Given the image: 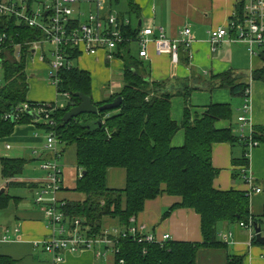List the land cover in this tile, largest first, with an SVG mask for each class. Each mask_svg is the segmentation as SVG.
Here are the masks:
<instances>
[{
  "label": "trees",
  "instance_id": "1",
  "mask_svg": "<svg viewBox=\"0 0 264 264\" xmlns=\"http://www.w3.org/2000/svg\"><path fill=\"white\" fill-rule=\"evenodd\" d=\"M124 1L128 14L137 11L134 0ZM109 2L114 6L120 0ZM242 6L243 0H240L235 17H240ZM3 32L15 43L41 37L39 30L20 25L15 18L0 16V33ZM124 32L127 36H134L136 29L128 26ZM123 47V86L108 98L93 102L100 106L121 96L123 100L117 108L99 111L96 115L82 114L67 123L62 121L65 112L80 102L75 93L91 96L90 74L72 62L69 68L60 70L61 80L57 87L59 93L70 95V103L64 109L52 112L55 127L38 122L47 132L56 133L61 148L75 146L76 165L81 176L76 177L72 190L85 195V198L81 201L65 200L63 210L68 221L76 218L89 236H98L103 231L104 218H116L120 228L125 229L131 225L132 218L143 210L147 200L161 194L178 196L180 201L172 204L162 218L178 208L193 209L200 216L203 241L138 243L131 237H119L113 246L114 264H196L201 247L225 246L217 240L218 222L239 224L240 221L247 223L251 218L261 227L264 225V204L261 215L255 217L250 213L247 191L220 190L213 185L219 173V169L212 164L213 145L222 142L233 146L238 144L242 153L239 159L233 157L232 162L247 164V141L240 138L233 126H216L220 120L231 119L232 107L229 103H211L201 116L191 118L189 95L196 88L184 83L173 87L151 80L142 64L129 56V46L125 44ZM71 56L72 60L77 57L76 54ZM256 59L260 64L252 70L251 80L264 82V50L259 51ZM26 62L24 49L18 59L3 60L0 116L17 105L38 103L27 99ZM208 85L210 88L226 87L232 95H242L249 87L248 82H241L230 72L211 75ZM176 95H181L185 104L180 123L170 115L171 99ZM32 119L26 112L20 114L16 121L0 118V140L10 136L16 125L30 123ZM180 129L184 130L183 144L172 146L171 140ZM251 138L257 145L264 143V125L254 126ZM26 162L22 158L0 157L1 175L8 180L9 188L26 185L13 180L22 173ZM116 167L125 169L126 173L125 186L121 189L106 186L107 170ZM16 199L8 190L0 193V212ZM252 240L259 244L255 238ZM14 263L11 257L0 254V264ZM226 264H243V260L241 256L229 254Z\"/></svg>",
  "mask_w": 264,
  "mask_h": 264
},
{
  "label": "crops",
  "instance_id": "2",
  "mask_svg": "<svg viewBox=\"0 0 264 264\" xmlns=\"http://www.w3.org/2000/svg\"><path fill=\"white\" fill-rule=\"evenodd\" d=\"M239 1L134 0L138 8L133 13L135 15L134 20L129 17L130 15L127 14L126 16L117 10V13L130 20L129 26L136 31L148 26L162 27L167 38H179V31L184 26L190 27L193 42L188 49L180 46L177 57L169 54L156 55L153 44H149L146 58L139 57L137 44H135L133 53H131V46H129V56L142 64L153 81L165 82L173 87H179L181 83H184L196 88L189 95L191 118H194L195 115L201 116L211 103H229L231 105V97H240L235 108L236 117L234 120L232 116L231 119L216 122V126L219 128L233 126L238 135H240V131L237 117L242 114L241 108L245 101V95H232L226 87L210 88L208 82H210L211 75L225 72L237 76L241 82H248L250 111L247 116L252 128L264 125V82L251 80L252 70L260 63L257 62L258 64L254 66L253 59L256 57L252 58L249 55L245 44L240 41H232L235 37L234 31L229 30L224 40L214 50L211 49L209 41L212 29L227 26L230 18L236 14V5ZM121 55L122 52L114 60L107 61L104 54L99 52L95 56L80 55L75 60V66L87 71L91 76V97L94 103L115 94L123 86L122 77L125 61ZM35 67H38V61L30 60L29 68L34 70ZM246 73L247 79L241 80V77ZM31 84L34 86H31L30 93L28 89L27 99L29 101L58 104L59 93L53 85L52 88H49L43 82L36 81L35 83L32 81ZM53 91L55 96L52 101L50 96ZM184 106V99L181 95L172 97L170 115L177 123L183 119ZM233 112L234 110H232V115ZM244 132L248 134L247 127L244 128ZM46 134L47 131L38 125V122H30L16 125L10 136L1 139L6 141V150L11 149L10 142L18 144L17 149L21 151L18 153L20 156L11 157L4 153L0 157L22 158L27 161L22 170L23 174L21 173L13 180L25 182V186L30 188V193L44 181V172L40 165L46 159H52V155L49 153L44 160V155L40 152L45 151ZM183 141L184 130L180 129L173 136L171 144L172 146H180ZM6 145H9V148H6ZM63 151L65 153L64 147L60 158L63 156ZM28 152L31 156L27 155ZM241 153V147L238 144L233 146L222 142L213 145L212 164L219 169L213 185L220 190L248 191L249 186L243 178L242 171L244 167H247V169L244 168L245 174L250 171L253 185L261 190L259 193L250 195V213L256 217L261 215L264 204V143H260L249 151L247 164L232 162V158L239 159ZM74 157L76 164L75 146ZM60 158L58 159L59 162L61 161ZM33 160H40L37 162L39 165L32 164ZM28 164L31 169L28 168L24 174ZM65 165L62 163L61 167L58 163L62 177L61 191L58 196L66 201H81L77 196L78 192L68 191L74 185L72 188L64 185ZM76 169V176H79L80 170H78L77 165ZM125 181V169L116 167L107 170L106 186L108 188L121 189L125 186ZM7 184L8 180L2 177L0 168V189L5 188L4 191L8 190L9 192ZM11 195L17 198L16 201L11 200L9 204V206L13 204L15 211L9 217L13 219L12 223L6 222L0 231V254L11 257L15 260L14 264H114V256H108L111 253L110 248L103 244L97 245L96 248L80 249L75 252L64 250L61 253L63 260L55 262L52 254L44 251L42 246V241L56 234L55 231L53 233L51 230L42 209L40 206H35L31 201L24 200L19 194ZM180 199L178 196L161 194L154 199L147 200L143 210L134 217L131 225L144 224L145 231L155 234L158 238L167 233L170 235L168 240L202 242L200 216L193 209L178 208L166 218H162V214ZM103 227H120V225L116 218H104ZM216 229L217 240L224 243L225 246L201 247L197 252L196 264H226L229 254L241 256L243 264H264V244L254 243L252 239L255 238V235L251 238L249 229L241 227L237 223L226 221L218 222ZM261 234L264 235L262 229ZM98 249L102 251L101 255L96 254L95 250Z\"/></svg>",
  "mask_w": 264,
  "mask_h": 264
},
{
  "label": "built area",
  "instance_id": "3",
  "mask_svg": "<svg viewBox=\"0 0 264 264\" xmlns=\"http://www.w3.org/2000/svg\"><path fill=\"white\" fill-rule=\"evenodd\" d=\"M34 1L0 0V16L15 18L18 24L41 32V37L22 43H15L6 32L0 33V71L3 69L5 58L18 59L24 49L26 61L36 60L47 64L48 79L56 89L61 80L60 70L69 68L72 61L80 55L95 56L102 52L105 60L111 61L123 52L125 44L130 46L131 43H135L138 45L139 57L148 56L149 44H153L156 55L169 54L177 57L180 46L188 49L193 42L189 26H184L179 31V38H167L162 27L149 26L139 28L134 36H127L124 29L130 25V20L119 16L110 2L106 4L104 0H40V6L36 10L32 7ZM235 16L230 18L226 27L210 31L211 49L214 50L231 30L235 33L232 41L244 43L249 55L256 57L259 51L264 50V0H243L242 13L240 17ZM72 54L77 55L74 60L70 58ZM62 94L69 104L70 95L67 92ZM244 95L242 114L237 117V120L239 136L247 141L248 157L249 151L257 146V142L251 138L252 124L247 116L250 111L248 88ZM27 109L33 110L39 117L32 119L31 122H42L55 127L51 114L62 108H59L57 103L38 102L35 105L23 103L3 113L0 118L16 121ZM246 127L248 134L244 132ZM61 146L56 133L48 131L44 148L51 153L52 159L45 160L40 165L44 172V181L37 186L38 189L33 190L36 205L42 209L53 233L56 232L55 235L42 241L44 251L52 254L55 262L63 260L61 253L64 250L75 252L80 249L96 248L101 244L110 248V252L113 253V246L119 237H131L138 243L160 244L170 239L167 233L158 238L155 234L145 231L144 224H132L125 229L103 227L100 235L89 236L78 219L68 221L63 210L65 200L58 196L62 183L61 170L58 166V159L62 152ZM6 148H9V145H6ZM244 168L247 169V167ZM244 168L243 178L249 186L248 194L259 193L261 190L253 185L250 171L245 174ZM239 226L249 229L250 237H254L255 231L251 218L247 223L240 221ZM95 252L97 255L102 254L99 249Z\"/></svg>",
  "mask_w": 264,
  "mask_h": 264
},
{
  "label": "rangeland",
  "instance_id": "4",
  "mask_svg": "<svg viewBox=\"0 0 264 264\" xmlns=\"http://www.w3.org/2000/svg\"><path fill=\"white\" fill-rule=\"evenodd\" d=\"M106 4L109 3V0H104ZM39 2H41L40 0H35L32 4V7L34 10H36L38 8L39 5ZM105 4V5H106ZM113 9L115 12H117V10L120 11V13L124 14L127 16V12H126V4H125V1L124 0H120V3L118 5H114L113 6ZM128 15H130L129 17H131L133 20L135 19V15L132 13H129ZM131 46V53L134 52V49H135V43H131L130 44ZM49 57V56H48ZM253 58V57H252ZM29 61L27 62V80H28V85H29V93H30V90H31V86H34L32 83H35L36 82H43L46 86H49V88L52 86L51 83H50V80L48 79V74H47V64L45 63H41V62H38V67H35L34 70H31L29 68ZM254 61V66L256 64H258V60L256 58L253 59ZM73 62V65L75 66V60L72 61ZM247 79V73L246 75L242 76L241 77V80H246ZM3 85V78H2V73L0 71V86ZM53 87V86H52ZM51 87V88H52ZM54 91H53V94L50 96L52 97V101L54 100ZM46 100V99H45ZM231 100V107H232V110H234L233 112V120L234 118L236 117L235 116V108H236V105L237 103L239 102L240 100V97H237V96H234V97H231L230 98ZM48 101V100H46ZM57 101H58V107L59 108H62L64 109L66 106H67V102H66V97L62 94V93H59L58 97H57ZM237 115V114H236ZM38 129V127H37ZM45 134V133H44ZM45 139H46V136H45ZM45 141V140H44ZM5 144H6V141L5 140H0V155L1 154H4V153H7L9 154L11 157H18L20 156V153L21 151H19L17 149V146L18 144H15V142L11 143V149L10 150H6L5 149ZM172 145V144H171ZM64 149H65V153L63 151V156L60 158L61 161L59 162L58 160V163L59 165L61 166V164H66L65 165V177H64V185L65 186H68L69 188H72V186L75 184V179H76V173H77V169H76V164H75V160H74V146L73 145H67V146H64ZM43 153V159L45 160V156L47 154H49L50 152L48 150L45 149V151H40ZM27 155H30V152L27 153ZM31 156V155H30ZM35 158V157H34ZM48 160V159H46ZM40 160H37V161H32V164H35L36 166H38L39 164L37 162H39ZM62 167V166H61ZM28 168H30V165L28 164L24 170V174L27 172ZM31 169V168H30ZM36 169V167H35ZM23 174V173H22ZM40 174H41V170H40ZM38 189V188H36ZM68 191H73L72 189H69ZM9 192L11 194H19L23 197L24 200H29L31 201L35 206H38L36 205L35 203V197H34V194L33 192L30 193V188L26 187V186H23V185H19V186H11L9 188ZM75 192V191H73ZM77 196L79 197L80 200L84 199L85 198V195L83 194H79L77 193ZM15 211V207L13 206V204H11L6 210L0 212V231L3 229V225L8 222L9 224L12 223V220L11 218H9ZM262 231H263V234H264V225L262 226ZM108 256H114V254L110 253Z\"/></svg>",
  "mask_w": 264,
  "mask_h": 264
},
{
  "label": "water",
  "instance_id": "5",
  "mask_svg": "<svg viewBox=\"0 0 264 264\" xmlns=\"http://www.w3.org/2000/svg\"><path fill=\"white\" fill-rule=\"evenodd\" d=\"M75 97L79 98L80 102L77 105L72 106L62 117L64 123L69 122V120L76 118L82 114H98L99 111L112 110L117 108L121 103L123 98L121 96L115 97L111 102L97 106L93 103L92 97L84 93H75ZM27 114L31 115L33 119H38V115L31 109L25 111ZM5 188L0 189V193L4 191ZM253 227L255 231V239L264 244V235L261 234V225L257 222H253Z\"/></svg>",
  "mask_w": 264,
  "mask_h": 264
}]
</instances>
